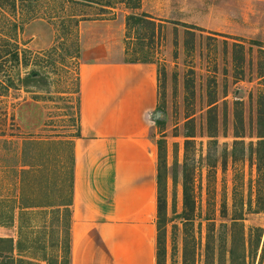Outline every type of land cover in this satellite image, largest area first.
Instances as JSON below:
<instances>
[{"label":"rangeland","instance_id":"rangeland-1","mask_svg":"<svg viewBox=\"0 0 264 264\" xmlns=\"http://www.w3.org/2000/svg\"><path fill=\"white\" fill-rule=\"evenodd\" d=\"M81 2L24 0L12 13L0 5V82L15 83L0 84V238L14 240L16 264L70 262L80 66L86 44L105 37L124 50L111 60L157 70L154 119L162 123L154 121L149 136L157 162L158 142L166 148V264H231L233 234L242 264L243 228L251 238L246 264H264V176L251 150L264 90V0H142L140 10L119 0ZM143 12L163 21L157 35L150 25H127L128 15ZM84 24L102 25L90 33ZM14 49L19 62L11 60ZM185 171L195 203L190 221L182 215ZM234 217L242 221L234 225Z\"/></svg>","mask_w":264,"mask_h":264},{"label":"crops","instance_id":"crops-1","mask_svg":"<svg viewBox=\"0 0 264 264\" xmlns=\"http://www.w3.org/2000/svg\"><path fill=\"white\" fill-rule=\"evenodd\" d=\"M113 54L124 50L105 37L80 66L70 264H157V70Z\"/></svg>","mask_w":264,"mask_h":264},{"label":"trees","instance_id":"trees-1","mask_svg":"<svg viewBox=\"0 0 264 264\" xmlns=\"http://www.w3.org/2000/svg\"><path fill=\"white\" fill-rule=\"evenodd\" d=\"M122 3H125L128 8L133 10H140L142 8V0H119ZM3 0H0V5H3L6 7L8 5L11 9V13L13 11H16L18 8V4L24 3V0H4V3L1 4ZM19 2V3H18ZM85 4H92L95 3L94 0H83ZM108 6L111 5V2L107 4ZM10 13V14H11ZM127 25L133 23L134 25H150L153 29V35H157L159 32V26H160V20L155 19L150 14L143 12L141 14H135L132 13L127 16ZM16 22H14V26H16ZM78 25V23H76ZM190 28H195L191 26H187ZM17 28V26H16ZM259 45V44H258ZM239 46H243L242 44H239ZM261 46V45H259ZM10 57L11 60L14 62L21 61V53L19 49H14L10 51ZM261 59L264 60V49L261 48L260 52ZM2 59V55L0 54V61ZM128 62V61H127ZM129 62H139V60L136 61H129ZM2 63L0 62V65ZM263 65V63H262ZM264 67V65H263ZM35 71H32L28 76H34ZM260 78L263 81L264 85V69L261 71ZM25 79V78H24ZM23 78H20V81L24 80ZM2 87L9 89L10 87H15V83L10 79L7 81L0 82ZM239 121L241 120L240 116L237 117ZM156 123L161 124L162 122L160 120H156ZM213 124V119L209 118V128H210V137L214 138L215 134L213 133V130L211 128ZM257 137L258 141L256 145H251L252 153L256 155L257 158V168L258 172L260 173V176H264V90L260 93L258 97V112H257ZM236 137H241L239 134H237ZM74 167H75V158L73 156L72 158V177H71V187L73 189V183H74ZM166 171H167V160H166V148L164 145V142L159 141L158 142V162H157V229H158V237H157V264H166L165 257H166V247H165V227L167 223V185H166ZM264 179V177H263ZM191 179L188 176L187 171L184 172V182H183V200H184V210H183V219H186L189 221L194 217V199L192 195V187H191ZM72 204V199L69 202V205ZM260 212H264V206L259 210ZM234 225H237V223H240L242 221V218H233ZM233 237V244L232 248L230 250L231 254V264H236L235 259V243H236V237L235 234L232 235ZM261 234L258 236L257 244L261 241ZM241 244L243 247V260L241 261L242 264H246L245 260V254L247 251V243L251 242V238L249 240L246 238V233L244 231V228L241 230L240 235ZM70 248L71 245L68 243V247H66L65 253L67 252L68 256L70 254ZM14 251V240L11 238H0V258L2 259L0 261V264H16V262L19 263L22 260H15L11 253ZM186 254V250H185ZM23 263V262H22ZM24 264H31L29 261L24 260ZM65 264H70L69 258L68 261L65 262ZM184 264H187V258L184 259Z\"/></svg>","mask_w":264,"mask_h":264},{"label":"water","instance_id":"water-1","mask_svg":"<svg viewBox=\"0 0 264 264\" xmlns=\"http://www.w3.org/2000/svg\"><path fill=\"white\" fill-rule=\"evenodd\" d=\"M160 114H161L160 112H157V116H160Z\"/></svg>","mask_w":264,"mask_h":264}]
</instances>
